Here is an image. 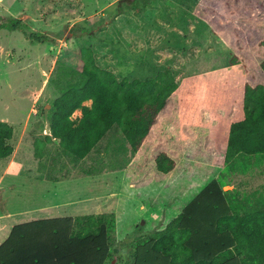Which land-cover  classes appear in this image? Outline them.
Wrapping results in <instances>:
<instances>
[{
    "label": "trees",
    "instance_id": "1",
    "mask_svg": "<svg viewBox=\"0 0 264 264\" xmlns=\"http://www.w3.org/2000/svg\"><path fill=\"white\" fill-rule=\"evenodd\" d=\"M150 2L119 0L115 14L143 11ZM197 8L196 17L229 47L245 45L229 63L240 70L237 77L216 71L177 82L165 69L120 80L81 47L83 82L53 102L47 139L83 160L116 125L133 152L125 172L130 185L164 182L154 202L175 203L177 215L140 240L133 264H264V195L224 190L226 172L264 156V0H199ZM0 29L48 42L21 19ZM235 32L242 44H233ZM76 111L81 117L73 119ZM13 139L14 128L0 121V165L13 155ZM118 203L113 196L94 215L15 225L0 246V264H108Z\"/></svg>",
    "mask_w": 264,
    "mask_h": 264
},
{
    "label": "rangeland",
    "instance_id": "2",
    "mask_svg": "<svg viewBox=\"0 0 264 264\" xmlns=\"http://www.w3.org/2000/svg\"><path fill=\"white\" fill-rule=\"evenodd\" d=\"M118 1L0 0V23L21 19L30 32L48 38L45 43L32 42L21 30L0 29V121L16 128L13 146L28 143L16 160L22 162V169L15 168L14 156L1 163L7 168L0 177V216L32 209V218L40 219L45 217L37 211L42 207L49 208L52 218L94 215L108 195L117 193V225L111 234L108 264H133L134 250L145 231L159 225L162 215L163 219L177 215V205L154 202L165 191L162 183L141 189L130 186L125 170L133 152L116 125L83 160L48 141L53 102L67 88L83 82L78 49L91 48L99 67L120 80H143L167 69L181 82L216 71L237 77L240 70L229 63L234 51L240 54L246 47L236 32L231 40L242 44H236L239 49L229 47L201 22L196 17L199 0H151L143 11L120 15L115 14ZM80 116L76 111L72 117ZM225 174V191L264 195V156ZM28 175L33 182L26 180ZM110 190L114 191L105 193Z\"/></svg>",
    "mask_w": 264,
    "mask_h": 264
},
{
    "label": "crops",
    "instance_id": "3",
    "mask_svg": "<svg viewBox=\"0 0 264 264\" xmlns=\"http://www.w3.org/2000/svg\"><path fill=\"white\" fill-rule=\"evenodd\" d=\"M2 121H4V122H8L9 124H10V122L9 121H7V120H2ZM12 126V125H11ZM14 128V127H13ZM16 128H14V139H13V141H12V143L14 142V140H15V138H16V136H17V134H16V130H15ZM28 146V143H26V142H24V141H22L21 143H18V144H16V146H14V153H13V155L12 156H14V158L13 159H15V161L18 159V157H19V154H20V152L21 151H24L25 149H26V147ZM27 151H28V149H27ZM21 160V159H20ZM4 161V160H3ZM3 161H1V163H3ZM22 162L20 161V162H18V161H16V163H15V168L16 169H22ZM7 166V164H1L0 165V177H2V173L4 172L5 173V171H6V167ZM125 172H126V170H125ZM125 177H126V174H125ZM127 178V177H126ZM34 178L33 177H30L29 178V175H28V177H26V180L27 181H29V180H33ZM33 182V181H32ZM128 183L130 184V180H129V178H128ZM157 183V182H156ZM160 183H162L163 184V186H164V182H160ZM131 186V185H130ZM132 187V186H131ZM144 188V187H143ZM114 190H110V191H106L105 193L106 194H109V193H111V192H113ZM117 193H112L111 195H108L107 196V198L105 199V203L108 201V199H110L111 197H113V196H117L118 197V202H119V200H120V197L118 196V194L116 195ZM104 203V204H105ZM83 204H85V203H83ZM118 205H119V203H118ZM17 206H19V204L17 205ZM57 206L58 207H60L61 205L58 203L57 204ZM63 206H66V204H63ZM102 206V205H101ZM67 207V206H66ZM74 209L75 210H77L75 207H74ZM99 209V208H98ZM97 209V210H98ZM30 210H32V209H30ZM30 210H22V209H17V210H14V211H9V212H5V213H3L2 215L3 216H0V246L7 240V238L9 237V235H10V233H11V231H12V228L15 226V225H18V224H23V223H27V222H31V221H36V220H41V219H48V218H52V213H48V210H49V208H47V207H42L41 209H39V210H37L38 212H40V213H43L44 214V216L45 217H42V218H40V219H33L32 218V214L34 213V212H32V211H30ZM35 209H33V211H34ZM117 211H118V207H117ZM117 215V214H116ZM78 216V215H77ZM173 216V215H172ZM174 216H176V215H174ZM18 217H23V221H17V218ZM68 217H71V215L70 216H68ZM72 217H76V216H72ZM55 218H60V217H55ZM166 221V219H163V215L160 217V224H162L163 222H165ZM155 225V226H151V227H148V229H151V230H146L145 231V235H144V237H145V239H147V237L149 236V233L150 232H153V231H156V230H162V229H165V227L166 226H164V225Z\"/></svg>",
    "mask_w": 264,
    "mask_h": 264
},
{
    "label": "built area",
    "instance_id": "4",
    "mask_svg": "<svg viewBox=\"0 0 264 264\" xmlns=\"http://www.w3.org/2000/svg\"><path fill=\"white\" fill-rule=\"evenodd\" d=\"M81 117V116H80Z\"/></svg>",
    "mask_w": 264,
    "mask_h": 264
}]
</instances>
